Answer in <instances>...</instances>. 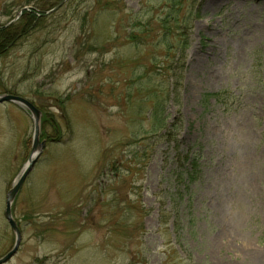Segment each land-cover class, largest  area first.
<instances>
[{
  "label": "rangeland",
  "instance_id": "obj_1",
  "mask_svg": "<svg viewBox=\"0 0 264 264\" xmlns=\"http://www.w3.org/2000/svg\"><path fill=\"white\" fill-rule=\"evenodd\" d=\"M16 21L30 28L0 53V95L40 109L45 146L5 264H264V0H0V26ZM34 128L0 104V257Z\"/></svg>",
  "mask_w": 264,
  "mask_h": 264
},
{
  "label": "trees",
  "instance_id": "obj_2",
  "mask_svg": "<svg viewBox=\"0 0 264 264\" xmlns=\"http://www.w3.org/2000/svg\"><path fill=\"white\" fill-rule=\"evenodd\" d=\"M23 15H24V17L26 16L30 19L28 21V24H31V22H35L38 19V16L35 15V11H26L25 10ZM43 15H41V16H43ZM167 20L162 22L163 23L162 38H164V43L167 44V47L169 50H171V49L175 50L176 48L171 47L170 44L168 43L169 36L171 35V31L169 28H167V23H168ZM28 24H26L25 26L24 25L20 26L21 23L19 21H16V22H12L11 24H9L7 26L6 25L0 26V53H5L7 50H9V46L12 43H14L16 40H18L22 35L26 34V32L28 31L27 29L30 28V26ZM142 28L139 29V31L141 33L147 32V29L145 27L143 29ZM18 31H20V32H18ZM137 37L139 40V37H141V36H137L134 32L131 33V38H137ZM187 45L188 44L184 42V45L182 46L183 47L182 51H183V49L185 51V48L187 47ZM160 66L161 65H159V67ZM160 70L161 71L159 72L158 75L163 78V80H161L160 83H162V84H165L166 82L168 83L169 77H170L169 73H167L165 69H161V67H160ZM147 77H148L147 78L148 84L150 82H153V74L151 71H149L147 73ZM167 86H168V84H167ZM165 98L166 99L170 98V95L167 92L165 93V96L162 98L163 100L160 98L158 99L157 105H159V107L162 106L163 103L167 102V101H165L166 100ZM157 111H158V107H156L155 114L153 116L155 118L153 123L160 122L161 125L155 124L156 126H154V127L156 128V127L160 126V128L165 130L168 126L167 122H165L166 119L162 120L161 114H163V112H157ZM166 132L169 133L168 130H166ZM179 160L181 161V166L183 165L185 168L183 170L184 172L180 170V172L177 173L178 178L181 179L183 176H186L187 179H189V180L195 178V176L197 175V172H198V170H197L198 169V163H197L198 159L192 158V157H190V155L186 154L185 156H183V158H180ZM188 161H190V163H188Z\"/></svg>",
  "mask_w": 264,
  "mask_h": 264
},
{
  "label": "water",
  "instance_id": "obj_3",
  "mask_svg": "<svg viewBox=\"0 0 264 264\" xmlns=\"http://www.w3.org/2000/svg\"><path fill=\"white\" fill-rule=\"evenodd\" d=\"M6 102H12L17 105H20L23 108H26L32 114L35 128H34V139L32 145V154L30 155L28 162L23 167L22 171L17 177L13 187L8 191L6 196L5 217L9 222L11 228L13 229L16 238L12 249L9 250L5 255L0 257V264H5L8 261H10L20 248V244L22 241V233L18 226V223L13 217L12 205L17 194L22 188L24 182L27 180L28 175L34 168L36 162L38 161V158L42 152L43 147L45 146V141H40V121H41L40 109L36 107L30 100L15 94L6 93L0 95V104Z\"/></svg>",
  "mask_w": 264,
  "mask_h": 264
},
{
  "label": "bare ground",
  "instance_id": "obj_4",
  "mask_svg": "<svg viewBox=\"0 0 264 264\" xmlns=\"http://www.w3.org/2000/svg\"><path fill=\"white\" fill-rule=\"evenodd\" d=\"M8 193V192H7ZM7 196V195H6Z\"/></svg>",
  "mask_w": 264,
  "mask_h": 264
}]
</instances>
